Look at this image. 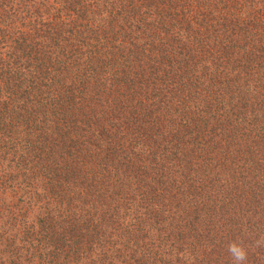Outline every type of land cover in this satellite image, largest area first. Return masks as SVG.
Returning <instances> with one entry per match:
<instances>
[{
	"label": "trees",
	"instance_id": "trees-1",
	"mask_svg": "<svg viewBox=\"0 0 264 264\" xmlns=\"http://www.w3.org/2000/svg\"><path fill=\"white\" fill-rule=\"evenodd\" d=\"M264 264V0H0V264Z\"/></svg>",
	"mask_w": 264,
	"mask_h": 264
},
{
	"label": "clouds",
	"instance_id": "clouds-1",
	"mask_svg": "<svg viewBox=\"0 0 264 264\" xmlns=\"http://www.w3.org/2000/svg\"><path fill=\"white\" fill-rule=\"evenodd\" d=\"M229 251L234 257L236 264H239L245 258L244 250L236 244L231 245Z\"/></svg>",
	"mask_w": 264,
	"mask_h": 264
}]
</instances>
